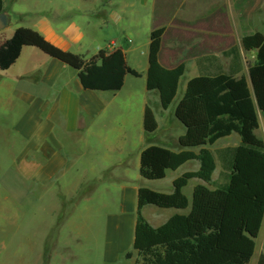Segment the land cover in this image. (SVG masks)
<instances>
[{"label":"crops","instance_id":"obj_1","mask_svg":"<svg viewBox=\"0 0 264 264\" xmlns=\"http://www.w3.org/2000/svg\"><path fill=\"white\" fill-rule=\"evenodd\" d=\"M59 1L45 6L32 30L60 50L86 59L101 50H121L126 61L125 78L116 90H91L73 69L18 44L14 62L7 67L0 65V83L7 88L0 94L5 105L0 111V150L15 147V166L23 169L25 163L30 168L33 192L48 191L56 199L83 198L86 202L93 194L116 190L121 212L107 217L102 255L90 263L135 264L139 260L132 249L138 190L170 195L177 178L199 169L197 162H188L176 171H167L164 180L148 182L139 174L140 155L151 146L175 154L183 151L179 139L185 129L174 111L188 81L198 76L197 60L213 56L227 70L228 60L222 54L236 47L241 75L248 77L256 53L245 52L241 40L254 33L264 35V0ZM134 6L146 13L145 24L139 28L126 17ZM74 15L81 18L75 22L78 25L71 20ZM243 24L248 25L247 31ZM258 24L262 29L256 32ZM158 29L165 31L158 56L160 66L165 70L184 66L176 98L167 111L161 109L157 93L146 90L149 35ZM15 30L11 36L16 42ZM9 102L14 103L13 110H9ZM146 107L153 111L158 125L154 135L143 129ZM257 122L254 135L264 143V114L259 111ZM228 147L237 148V152L217 248L249 256V264H257L264 256V152L240 147L236 135L210 149ZM220 172L216 161L212 183H218ZM199 185L203 183L191 180L183 189L189 204ZM76 210L73 206L71 213ZM188 213L189 209L152 206L141 210L153 229ZM128 253L130 260L125 258ZM87 260L85 264H89Z\"/></svg>","mask_w":264,"mask_h":264},{"label":"trees","instance_id":"obj_2","mask_svg":"<svg viewBox=\"0 0 264 264\" xmlns=\"http://www.w3.org/2000/svg\"><path fill=\"white\" fill-rule=\"evenodd\" d=\"M1 14L3 0H0ZM164 32V29H158L149 35L146 90L157 93L161 109L167 111L176 98L184 66L179 65L172 70L160 66L158 56ZM14 38L20 46L37 49L76 71L88 89L116 90L125 78L126 61L121 50H101L86 59L60 50L31 29H16ZM241 46L245 52L256 53L247 78L241 75L242 62L236 47L222 54L228 60L227 70L216 57L197 60L198 76L188 81L174 111L175 119L185 129L179 139L183 151L175 154L163 147L151 146L140 155L139 174L148 182L164 180L167 171H176L188 162H197L199 169L196 173H186L177 178L172 183L170 195L144 188L138 190L132 249L139 260L135 264L250 263L249 256L217 248L237 148L210 149L218 141L236 135L240 147L264 152V143L254 135L258 129L257 111L264 114V35L254 33L245 36ZM16 54L9 53L4 46L0 47V65L7 67L13 63ZM4 60L9 63L2 64ZM143 129L148 135L158 131L149 107L144 110ZM194 150L198 153L195 154ZM216 161L221 172L218 183H212ZM191 180H198L203 185L194 188L189 204L183 189ZM148 206L161 210L189 209V213L174 216L160 228L153 229L141 215V210ZM125 258L130 260L132 256L128 253ZM257 264H264V256H260Z\"/></svg>","mask_w":264,"mask_h":264},{"label":"rangeland","instance_id":"obj_3","mask_svg":"<svg viewBox=\"0 0 264 264\" xmlns=\"http://www.w3.org/2000/svg\"><path fill=\"white\" fill-rule=\"evenodd\" d=\"M52 1L58 3L59 0H3V15L8 24L0 31V45L9 53H16L19 47L11 36L12 31L32 30L45 6ZM71 17L74 23L81 20L76 15ZM126 17L139 28L145 24L146 13L134 6ZM246 26L243 24L247 31ZM261 29L258 24L256 32ZM3 63L9 62L4 60ZM6 90L0 83V94ZM1 104L3 112L4 101H0ZM8 107L13 110L14 103L9 102ZM6 150L4 147L0 150V264H85V259L91 264L101 256L106 219L121 212L116 190L93 194L86 202L83 198L56 199V195L48 191L33 192L28 178L30 168L25 163L23 169L15 166V147H6ZM113 195V199L109 197ZM73 206L77 210L71 213Z\"/></svg>","mask_w":264,"mask_h":264},{"label":"water","instance_id":"obj_4","mask_svg":"<svg viewBox=\"0 0 264 264\" xmlns=\"http://www.w3.org/2000/svg\"><path fill=\"white\" fill-rule=\"evenodd\" d=\"M8 24V20L5 15L1 14L0 15V31H3L6 29Z\"/></svg>","mask_w":264,"mask_h":264}]
</instances>
